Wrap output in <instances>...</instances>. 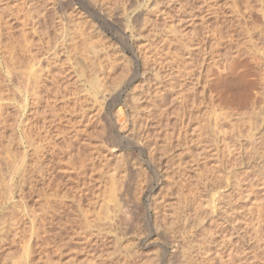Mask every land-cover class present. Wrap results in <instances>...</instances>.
I'll return each mask as SVG.
<instances>
[{
  "label": "rangeland",
  "instance_id": "1",
  "mask_svg": "<svg viewBox=\"0 0 264 264\" xmlns=\"http://www.w3.org/2000/svg\"><path fill=\"white\" fill-rule=\"evenodd\" d=\"M0 264H264V0H0Z\"/></svg>",
  "mask_w": 264,
  "mask_h": 264
},
{
  "label": "bare ground",
  "instance_id": "2",
  "mask_svg": "<svg viewBox=\"0 0 264 264\" xmlns=\"http://www.w3.org/2000/svg\"><path fill=\"white\" fill-rule=\"evenodd\" d=\"M33 71H34V70L32 69V72H33ZM28 73H29V74H28ZM28 73H27V76H26V77H27L26 79H27V81H28L27 87H29L32 83L34 84V81L36 82V80L38 81V79H39V77H38V75H37V72H33V73L28 72ZM240 73H241V72H240ZM40 76H41V75H40ZM36 77H38V78H36ZM34 79H36V80H34ZM240 80H241V79H240ZM27 81H26V82H27ZM243 82H244V81H243ZM238 84H239V83H238ZM25 85H26V83H25ZM235 86H236V85H235ZM29 88H30V87H29ZM235 91H236L237 93H238V91H239V92H240V95L242 94V95H241V98H240V95H239V99H240V101H241V100L243 101V99H244V97H243L244 94H243V93H244V92L242 93V91H241L240 89H238V91H237V90H235ZM237 93H236V94H237ZM238 94H239V93H238ZM238 94H237V95H238ZM237 95H236V96H237ZM245 96H246V95H245ZM37 98H38V97H37ZM235 98H236V97H235ZM237 98H238V96H237ZM245 98H246V97H245ZM239 99H237V100H239ZM234 103H236V102H234ZM43 129H44V128H43ZM128 133H129V132H128ZM81 166H82V165H81ZM147 213H148V212H147ZM148 214H149V213H148ZM87 235H88V234H87ZM87 235H86V236H87ZM87 237H88V236H87ZM87 240L89 241L88 238H86V241H87ZM229 252H230V251H229ZM231 253H232V252H231ZM233 254H234V253H233Z\"/></svg>",
  "mask_w": 264,
  "mask_h": 264
}]
</instances>
